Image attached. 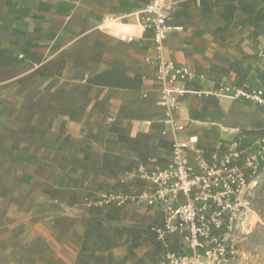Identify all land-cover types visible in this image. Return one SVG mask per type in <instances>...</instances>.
<instances>
[{
  "label": "crops",
  "instance_id": "crops-1",
  "mask_svg": "<svg viewBox=\"0 0 264 264\" xmlns=\"http://www.w3.org/2000/svg\"><path fill=\"white\" fill-rule=\"evenodd\" d=\"M174 2L161 56L205 78L168 116L146 0H0V264H159L162 212L101 198L140 193L174 144L264 135V106L213 94L264 90V0Z\"/></svg>",
  "mask_w": 264,
  "mask_h": 264
},
{
  "label": "built area",
  "instance_id": "built-area-1",
  "mask_svg": "<svg viewBox=\"0 0 264 264\" xmlns=\"http://www.w3.org/2000/svg\"><path fill=\"white\" fill-rule=\"evenodd\" d=\"M174 5V0H146L140 12L142 26L150 31L155 47L152 64L160 87L158 105L168 116L188 92L185 85L205 78L161 56ZM114 21L109 17L105 24L110 27ZM111 35L123 42L131 41L117 30ZM213 94L264 106L263 89L237 88L222 82ZM195 142L191 139L190 145L174 144L163 167H138L137 177L145 184L140 193L128 197L110 193L101 201L122 205L131 200L162 212L163 229L157 231V238L165 254L159 264H236L246 256L239 251L238 243L249 223V192L264 167V135L248 142L241 137L219 141L209 153L197 149ZM188 153L193 154V162ZM170 235L179 238L185 251L171 250Z\"/></svg>",
  "mask_w": 264,
  "mask_h": 264
},
{
  "label": "rangeland",
  "instance_id": "rangeland-1",
  "mask_svg": "<svg viewBox=\"0 0 264 264\" xmlns=\"http://www.w3.org/2000/svg\"><path fill=\"white\" fill-rule=\"evenodd\" d=\"M259 178L248 195L249 223L238 243L239 251L246 256L236 264H264V167Z\"/></svg>",
  "mask_w": 264,
  "mask_h": 264
},
{
  "label": "trees",
  "instance_id": "trees-1",
  "mask_svg": "<svg viewBox=\"0 0 264 264\" xmlns=\"http://www.w3.org/2000/svg\"><path fill=\"white\" fill-rule=\"evenodd\" d=\"M260 186V183L257 184L256 188H258Z\"/></svg>",
  "mask_w": 264,
  "mask_h": 264
}]
</instances>
